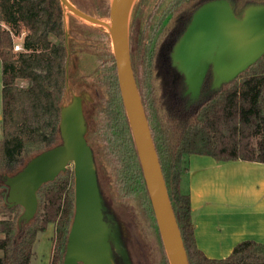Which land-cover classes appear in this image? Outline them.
<instances>
[{"label":"trees","instance_id":"1","mask_svg":"<svg viewBox=\"0 0 264 264\" xmlns=\"http://www.w3.org/2000/svg\"><path fill=\"white\" fill-rule=\"evenodd\" d=\"M69 1L96 18L104 19L110 11V0ZM207 1L179 0L181 4L178 2L163 12L150 35L146 30L139 31L136 19L130 18L133 69L189 263L264 264V243L253 239L237 243L227 257L207 256L197 244L191 196L183 185L192 154L209 155L218 161L264 163V55L236 78L204 95L212 83L209 72L203 94L196 100L166 94L163 111L154 89L155 77L166 88V71L159 62L164 39L186 28L190 16ZM230 1L239 17L250 5L264 4V0ZM183 2L186 4L180 8ZM65 15L61 0H0L3 127L0 175L16 173L32 156L60 143L61 107L81 93L71 80L76 53L81 50L110 56L113 94L107 104L105 138L119 161L122 188L134 196L154 224L161 249L160 264H171L125 111L111 41L92 42L85 34L86 30L106 26L72 12L67 20ZM19 43L22 49L15 50ZM139 52L142 59L137 57ZM38 198L36 216L19 228L17 220L22 207L9 208L0 197V233L3 234L0 264H31L38 233L50 225L53 236L49 264H63L75 210L74 168L44 184Z\"/></svg>","mask_w":264,"mask_h":264},{"label":"water","instance_id":"2","mask_svg":"<svg viewBox=\"0 0 264 264\" xmlns=\"http://www.w3.org/2000/svg\"><path fill=\"white\" fill-rule=\"evenodd\" d=\"M135 1L110 0L109 17L101 19L61 0L70 12L108 28L125 111L169 261L190 264L133 69L127 15ZM263 55L264 4L250 5L239 17L230 0L205 2L171 45L175 77L192 97L200 95L209 72L215 90ZM88 126L84 96L76 94L61 107L60 143L32 156L16 173L0 175V197L9 208L22 207L21 228L38 212L39 189L73 164L75 210L63 264H135L128 229L103 190Z\"/></svg>","mask_w":264,"mask_h":264},{"label":"rangeland","instance_id":"3","mask_svg":"<svg viewBox=\"0 0 264 264\" xmlns=\"http://www.w3.org/2000/svg\"><path fill=\"white\" fill-rule=\"evenodd\" d=\"M178 2L179 0H136L128 12L127 22L130 21V18H135L136 28L139 31L146 30L147 34L150 35L152 28L163 12ZM185 4L183 2L180 8L185 6ZM70 13L69 9L66 8V20ZM105 17L108 19L109 14L105 15ZM85 34L92 39V42L105 44L109 40L111 41L107 27H101L94 31L86 30ZM76 56V67L72 69L71 80L75 89L81 91V95L84 96L85 112L89 123L87 138L95 149L103 190L110 200L112 207L128 229V246L135 264H160L161 249L155 237L154 224L142 212V208L138 205L134 196L127 194L125 189L122 188L119 161L112 151L110 142L105 138L106 128L104 125L107 104L113 94V87H111L109 80V67L112 65L111 57L108 55L98 56L95 53L81 50L76 53ZM140 56L142 59V52H139L137 57L140 58ZM141 59L140 61H142ZM156 71L157 64L155 63L153 69L154 75ZM161 86L158 78L155 77L154 89L158 104L163 111V102L166 99V94L165 88ZM2 138V72L0 63V139ZM224 162L220 164L219 168L203 170L202 174L206 178L209 174L215 175L217 182H219L218 184L221 186L220 192L226 194L236 203H239V205L236 203L233 205L237 207L242 206L245 210L247 208L252 209L250 208L252 204L250 201L252 196L258 193L256 181H258L257 179L263 173L245 165L246 163L240 160ZM70 167L74 168L73 164H70L68 168ZM183 185L187 188V176L184 178ZM52 236L53 225H50L47 230L38 233L31 264H49ZM0 237H3L2 233H0ZM1 254L2 250L0 249Z\"/></svg>","mask_w":264,"mask_h":264},{"label":"crops","instance_id":"4","mask_svg":"<svg viewBox=\"0 0 264 264\" xmlns=\"http://www.w3.org/2000/svg\"><path fill=\"white\" fill-rule=\"evenodd\" d=\"M188 159L187 190L191 196L199 248L209 257L224 258L243 240L253 239L264 243V163L240 160L263 173L256 181L258 193L250 201L252 209L245 210L242 206L233 205L236 202L220 192L221 186L215 175L209 174L206 178L202 174L203 170L219 168L224 161L200 154H192Z\"/></svg>","mask_w":264,"mask_h":264},{"label":"flooded vegetation","instance_id":"5","mask_svg":"<svg viewBox=\"0 0 264 264\" xmlns=\"http://www.w3.org/2000/svg\"><path fill=\"white\" fill-rule=\"evenodd\" d=\"M188 26V25H187ZM186 27V26H185ZM186 28H184L182 31H176L174 33H171L168 35L160 48L159 52V62L161 63L160 67L161 69H164L166 71V77H167V83L165 88V94H172L174 96L180 95L182 98H186L189 101L196 100L198 97L201 96L203 91V86L201 89V93L198 97H192L191 94L186 93V89L182 85V83L175 77L174 69L171 64V45L173 41L181 36V34L184 32ZM211 86V85H210ZM207 89V91L204 93L206 95L207 92L211 91V87Z\"/></svg>","mask_w":264,"mask_h":264},{"label":"built area","instance_id":"6","mask_svg":"<svg viewBox=\"0 0 264 264\" xmlns=\"http://www.w3.org/2000/svg\"><path fill=\"white\" fill-rule=\"evenodd\" d=\"M21 49H22V46L20 43L15 45V50H21Z\"/></svg>","mask_w":264,"mask_h":264},{"label":"bare ground","instance_id":"7","mask_svg":"<svg viewBox=\"0 0 264 264\" xmlns=\"http://www.w3.org/2000/svg\"><path fill=\"white\" fill-rule=\"evenodd\" d=\"M108 29V28H107Z\"/></svg>","mask_w":264,"mask_h":264}]
</instances>
